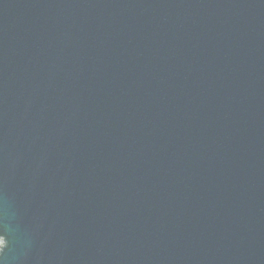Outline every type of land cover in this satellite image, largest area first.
Returning a JSON list of instances; mask_svg holds the SVG:
<instances>
[{
    "label": "water",
    "instance_id": "water-1",
    "mask_svg": "<svg viewBox=\"0 0 264 264\" xmlns=\"http://www.w3.org/2000/svg\"><path fill=\"white\" fill-rule=\"evenodd\" d=\"M0 264H264V0H0Z\"/></svg>",
    "mask_w": 264,
    "mask_h": 264
}]
</instances>
